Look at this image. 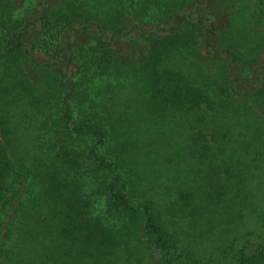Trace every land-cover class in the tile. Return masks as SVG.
<instances>
[{"label": "trees", "instance_id": "1", "mask_svg": "<svg viewBox=\"0 0 264 264\" xmlns=\"http://www.w3.org/2000/svg\"><path fill=\"white\" fill-rule=\"evenodd\" d=\"M0 264H264V0H0Z\"/></svg>", "mask_w": 264, "mask_h": 264}, {"label": "rangeland", "instance_id": "2", "mask_svg": "<svg viewBox=\"0 0 264 264\" xmlns=\"http://www.w3.org/2000/svg\"><path fill=\"white\" fill-rule=\"evenodd\" d=\"M120 44H127V42H125V41H121V42H119Z\"/></svg>", "mask_w": 264, "mask_h": 264}]
</instances>
